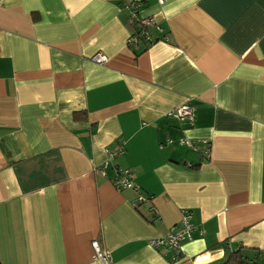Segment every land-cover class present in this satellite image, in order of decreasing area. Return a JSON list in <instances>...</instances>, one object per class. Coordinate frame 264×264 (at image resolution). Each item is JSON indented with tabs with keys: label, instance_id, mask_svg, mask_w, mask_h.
I'll return each mask as SVG.
<instances>
[{
	"label": "crops",
	"instance_id": "obj_1",
	"mask_svg": "<svg viewBox=\"0 0 264 264\" xmlns=\"http://www.w3.org/2000/svg\"><path fill=\"white\" fill-rule=\"evenodd\" d=\"M130 17L122 0H0V264H222L238 248L264 264V0H143ZM183 103L188 129L166 115ZM119 168L136 190L113 186ZM182 211L175 260L147 240Z\"/></svg>",
	"mask_w": 264,
	"mask_h": 264
},
{
	"label": "built area",
	"instance_id": "obj_2",
	"mask_svg": "<svg viewBox=\"0 0 264 264\" xmlns=\"http://www.w3.org/2000/svg\"><path fill=\"white\" fill-rule=\"evenodd\" d=\"M141 1L142 0H122V3L130 9V16L132 18H136V10L140 6ZM130 22H133V20L131 19ZM138 22L141 29L139 35H145L146 40H148L149 42L152 41L153 37L149 30L155 26L154 19L152 17H145L139 19ZM136 34L137 33L131 35L128 38V45L134 50L138 48V40ZM92 59L95 62L104 63L107 58L103 53L97 52L94 56H92ZM166 115L168 117L176 118L177 120H179L185 126L184 129H188L193 125V109L187 103H183L174 107L173 109L168 111ZM168 142L173 143V140L168 138ZM176 143L178 145L186 146L198 153L203 152L206 155L208 154L209 142L207 139L194 141L187 136H181L177 138ZM199 145H203L204 150H201L199 148ZM122 153H124V149L121 146L120 149L110 152V156L114 157L118 154L121 155ZM106 165L107 164L104 163L102 166L98 167V172L104 173ZM111 182L117 190H136V186L132 182V179L129 178V171L127 169L119 168L118 170H116L115 175L111 179ZM138 200H140V198ZM190 218L191 216L188 211H182L180 222L178 225L170 228L169 231L163 236L148 239L147 245L153 249H159L161 247L170 248L174 251V259H181L182 244L188 240H191L192 238L191 232L193 230V224L191 223ZM90 245L93 249L94 258L99 260L100 262L107 263L109 258L108 251L102 249L97 240L91 241Z\"/></svg>",
	"mask_w": 264,
	"mask_h": 264
},
{
	"label": "trees",
	"instance_id": "obj_3",
	"mask_svg": "<svg viewBox=\"0 0 264 264\" xmlns=\"http://www.w3.org/2000/svg\"><path fill=\"white\" fill-rule=\"evenodd\" d=\"M143 2V0L141 1V3ZM35 19L36 16L34 15ZM141 29L139 28V30H137V40H138V47L142 46V48L140 50H138L139 52L144 51V49H146L147 45L153 43L154 40L152 41H148L145 38V35H139ZM149 32L151 33V30H149ZM152 35V34H151ZM137 53V50H134ZM85 114V113H84ZM78 113L74 112L73 113V118H77ZM222 264H255V263H249L248 261V257L245 255V253L243 252L242 249L238 248L237 250L231 251L228 256L225 258V260H223Z\"/></svg>",
	"mask_w": 264,
	"mask_h": 264
}]
</instances>
